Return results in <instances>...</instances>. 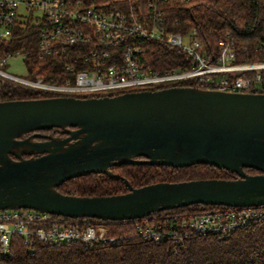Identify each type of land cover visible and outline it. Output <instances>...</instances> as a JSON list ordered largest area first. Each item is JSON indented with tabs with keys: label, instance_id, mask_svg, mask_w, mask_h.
<instances>
[{
	"label": "water",
	"instance_id": "1",
	"mask_svg": "<svg viewBox=\"0 0 264 264\" xmlns=\"http://www.w3.org/2000/svg\"><path fill=\"white\" fill-rule=\"evenodd\" d=\"M55 129L67 136L40 133ZM198 164L238 177L135 188L112 171L121 165ZM90 174L123 179L129 190L89 197L57 189ZM194 204L264 206V93L173 86L113 96L0 101V210L125 221Z\"/></svg>",
	"mask_w": 264,
	"mask_h": 264
},
{
	"label": "built area",
	"instance_id": "2",
	"mask_svg": "<svg viewBox=\"0 0 264 264\" xmlns=\"http://www.w3.org/2000/svg\"><path fill=\"white\" fill-rule=\"evenodd\" d=\"M171 0H147L129 7H102L73 0H0L1 40L19 32L37 41L0 54V81L59 96L101 97L159 90L188 80L202 89L229 93H264V63H237L230 43L219 42L217 55L203 51L195 31L171 29L166 8ZM144 41L181 48L193 66L158 71L149 67ZM36 49L39 59L51 57L61 65L62 83L43 76L23 78L6 71L8 59H25ZM27 63V61H26ZM28 70L30 71L27 63ZM53 81V79H52ZM264 220V206H209L176 214L104 221L69 218L34 209L0 210V253L10 252L14 236L28 246L80 242L115 244L112 224H132L136 234L155 244L183 245L190 235L225 238L255 221Z\"/></svg>",
	"mask_w": 264,
	"mask_h": 264
},
{
	"label": "trees",
	"instance_id": "3",
	"mask_svg": "<svg viewBox=\"0 0 264 264\" xmlns=\"http://www.w3.org/2000/svg\"><path fill=\"white\" fill-rule=\"evenodd\" d=\"M102 7H129L143 5L147 0H73ZM171 29L177 32L195 31L203 51L217 55L219 42L225 41L233 47L237 63H264V0H171L166 8ZM13 40L0 39V54L22 48L32 36ZM31 39L37 41V37ZM145 58L149 67L158 71L187 67L194 62L179 47L164 43L144 41ZM30 71L28 77L62 83L61 65L54 66L51 57L39 59L36 49L26 59ZM53 79V81H52ZM177 86L199 87L193 80ZM59 96L0 81V101L40 99ZM83 96L82 98H89ZM48 132V131H44ZM113 173L126 179L138 188L157 182H184L200 179H236L238 176L217 167L198 164L185 168L150 165H121ZM256 174L254 169H245ZM63 194L77 196H109L128 192L123 179L105 174H90L75 178L59 186ZM209 207L194 204L160 211L155 215L176 214ZM108 235L115 237V244H84L73 242L53 245L37 243L28 246L23 238L14 236L10 252L0 253V264H264V220L234 231L230 236L190 235L183 245L170 242L155 244L139 237L132 224H112Z\"/></svg>",
	"mask_w": 264,
	"mask_h": 264
},
{
	"label": "rangeland",
	"instance_id": "4",
	"mask_svg": "<svg viewBox=\"0 0 264 264\" xmlns=\"http://www.w3.org/2000/svg\"><path fill=\"white\" fill-rule=\"evenodd\" d=\"M1 32L2 28H0V33ZM6 71L19 77H28L29 70L26 59L23 56H16L8 59Z\"/></svg>",
	"mask_w": 264,
	"mask_h": 264
},
{
	"label": "flooded vegetation",
	"instance_id": "5",
	"mask_svg": "<svg viewBox=\"0 0 264 264\" xmlns=\"http://www.w3.org/2000/svg\"><path fill=\"white\" fill-rule=\"evenodd\" d=\"M60 132L61 131L55 129V130H50L48 132L41 131L40 133L43 134V135H45V136H53V137H66L67 136V134H62ZM30 135L31 134H28L25 137H28ZM36 140H38V141H45L46 139L45 138H36ZM32 156H36V155H24V158H29V157H32ZM12 157L15 159L14 156H12Z\"/></svg>",
	"mask_w": 264,
	"mask_h": 264
}]
</instances>
